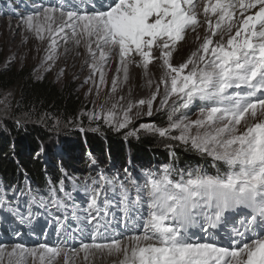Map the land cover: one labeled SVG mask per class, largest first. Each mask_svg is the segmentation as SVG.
Segmentation results:
<instances>
[{
	"label": "snow or ice",
	"instance_id": "6c2138e0",
	"mask_svg": "<svg viewBox=\"0 0 264 264\" xmlns=\"http://www.w3.org/2000/svg\"><path fill=\"white\" fill-rule=\"evenodd\" d=\"M20 26L37 41L47 42L45 72L55 65L61 42L83 46L91 70L85 83L92 81L97 94L107 85L109 58L116 62L111 93L121 83V72L127 81L130 64L143 67L147 76L149 65L160 62L163 72L150 96L126 104L121 96L110 108L101 105L83 115L119 131L132 124L134 115L153 114L163 85L155 111L171 104L168 126L142 123L127 135L143 130L179 141L211 157L213 167L223 163L226 170L212 175L195 167L174 179L171 166L165 165L160 173H147L142 184L132 181L135 199L123 182L117 189L115 178L101 175L86 181V207L72 205V218L94 225L90 243L69 247L67 240L74 236L67 232L68 217L58 216L56 231L66 235L64 240L31 247L0 243V264H29V258L31 264H55L61 254L64 264H72L80 252L85 261L92 252L118 255L119 264H264V0H92L85 11L37 9L22 18ZM198 28L204 30L202 38ZM189 30L196 33L198 47L175 66L173 53ZM147 83L151 88L153 81ZM195 100L205 102L195 120L174 119ZM173 131L180 134L171 135ZM59 190L64 192L63 180ZM117 190L124 231L113 234L112 221L106 218L109 192ZM49 203L58 210L69 207L55 188ZM4 205L0 199V207ZM8 211L31 230L35 217L30 208L27 216ZM197 228L203 238L193 239ZM12 231L16 237L23 234ZM79 231L84 234V229Z\"/></svg>",
	"mask_w": 264,
	"mask_h": 264
},
{
	"label": "trees",
	"instance_id": "16d2710c",
	"mask_svg": "<svg viewBox=\"0 0 264 264\" xmlns=\"http://www.w3.org/2000/svg\"><path fill=\"white\" fill-rule=\"evenodd\" d=\"M6 1L14 11L22 0ZM14 86H18L21 107L18 112L28 119L48 123L49 118L63 122L77 118L80 102L71 93L70 86L58 89L47 79L32 78L28 70L0 71V92ZM48 128L49 125L42 127L34 122L15 126L9 121L0 127V182L14 184L19 191L20 187H24L22 190L32 186L45 188L47 180L53 187H60L61 180L64 185L72 181L83 185L103 175L107 179L125 181L124 185L129 188V182L142 184L147 173H160L165 165L171 166L174 179H179L181 171L195 167L212 175L226 170L223 163L219 162L218 168L213 167V162L207 163L187 150L172 149L162 153L152 139L132 143L130 139L123 140L103 130L99 135L82 131L63 138L69 135L67 131L53 132ZM85 171L88 172L83 177Z\"/></svg>",
	"mask_w": 264,
	"mask_h": 264
},
{
	"label": "rangeland",
	"instance_id": "374dc122",
	"mask_svg": "<svg viewBox=\"0 0 264 264\" xmlns=\"http://www.w3.org/2000/svg\"><path fill=\"white\" fill-rule=\"evenodd\" d=\"M27 2L30 8H16V11L13 14L14 16L3 11L2 8H4V10L5 8L7 9L6 4L5 6L0 7V11L2 10V13H4V15L0 14V71L28 70L32 78L37 80L47 79L58 89L70 86L71 93L75 94L79 99L80 110L77 114V118L73 121L63 122L59 119L49 118L47 119L48 123H44L46 120L28 119L26 115H21L18 112L21 110L18 101V86H14L6 91L0 92V127H2L7 121L13 123V125L15 124V126L34 122L42 127L49 125L50 128L47 130H54L53 132H58V130L67 131L69 135L62 136L63 138H68V136L72 135L74 132L81 133V129H83V132L86 134L91 133L97 135L103 130L116 137L120 136L123 140L130 139V142L132 143H137L143 139H152L157 149L162 153H166L168 150L172 149L187 150L193 155L200 156L203 160L207 161V163L213 162L211 157L201 155L192 150L190 145L186 146L179 141L167 137L162 138L155 133L140 130L135 136L127 135L128 132L138 129L139 125L142 123L154 124L157 127L165 128L168 126V115L171 111V104L161 111H155V108L159 107V100L163 95V85L160 86L161 96L158 97L156 102H154L153 114L151 116L140 115L139 117L134 115L132 124L127 128L116 131L108 124H105L102 119L90 121L87 115H83V113L98 110L101 105H104L105 108H110L111 104L121 96L124 97V101L122 102L124 104H126L128 100L137 101L141 98L150 96L151 92L155 91L156 83L159 81L163 72L161 63L153 61V63L149 65L147 76H145V70L143 67H137L135 64H130L127 81L123 82V73L121 72V83L116 92L111 93V79L113 75L116 74V62L115 58H109L107 65L105 66L107 85L101 86V90L99 94H97L92 81L85 83V79L89 77L91 71L87 67L86 61L90 62V58L86 53L85 48L83 46L77 48L71 42L65 46L63 42H61V47L59 49L60 55L56 60L55 65L52 67L51 71L45 72L42 60L46 55L45 49L47 48V42L37 41L31 33H25L23 26L18 27V25H20L22 18L34 13L37 9L42 10L44 7L49 6L42 5L40 0H28ZM91 3L92 0L90 4ZM90 8L91 6L84 10H90ZM197 32L202 38L204 30L198 28ZM25 36L27 37L26 39ZM195 37L196 33H193L191 30L187 32L185 40L179 43L178 50L173 53V65L178 66L180 63H183L190 55L191 51H194L198 47L199 41H197ZM65 47L68 49L67 52H65ZM77 52L79 55H77ZM12 57H15V59H12ZM9 60H11V63H8ZM61 69L64 70L63 74L60 73ZM148 79L153 81L151 88L148 86ZM90 89L91 91H89ZM173 99L176 98L174 97ZM177 103H179L178 100ZM204 106L205 102L195 100L187 109H181L180 112H177L174 119L186 117L188 120H195L199 115V109ZM135 111L136 110L134 109L133 113H135ZM144 111H146V108ZM15 115L18 116V118ZM179 134V131H173L171 133V135ZM169 145L171 147H169ZM218 163L219 162H217V164ZM219 164L221 165V162ZM220 165L216 168L220 167ZM91 171L92 170H90V172ZM93 171H95V169H93ZM106 171H110L108 166ZM86 172L88 171H85L84 174H82L83 177L87 175ZM119 224L117 230L121 232L124 231L122 226L123 223L120 222ZM101 231H103V228ZM197 231L203 236L199 229ZM74 247L78 249L79 245ZM79 255L81 254L78 253L72 258V264H119V260L122 258L118 255H109L106 252H92L89 254L88 260L85 261V259ZM29 264H31V258H29ZM55 264H64L63 254L56 258Z\"/></svg>",
	"mask_w": 264,
	"mask_h": 264
},
{
	"label": "bare ground",
	"instance_id": "6f19581e",
	"mask_svg": "<svg viewBox=\"0 0 264 264\" xmlns=\"http://www.w3.org/2000/svg\"><path fill=\"white\" fill-rule=\"evenodd\" d=\"M186 42V41H185ZM194 44V43H193ZM185 48V47H184ZM180 50V49H179ZM79 254H81V255H79L80 257H83L84 258V253L83 252H81V253H79ZM60 259V258H59Z\"/></svg>",
	"mask_w": 264,
	"mask_h": 264
}]
</instances>
